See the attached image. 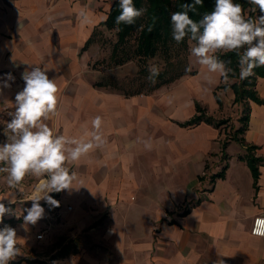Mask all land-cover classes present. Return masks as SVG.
Returning <instances> with one entry per match:
<instances>
[{"label":"crops","instance_id":"0c3cea01","mask_svg":"<svg viewBox=\"0 0 264 264\" xmlns=\"http://www.w3.org/2000/svg\"><path fill=\"white\" fill-rule=\"evenodd\" d=\"M112 2L101 10L93 0H0V83L14 77L0 95V128L15 112L22 73L40 67L59 88L57 113L46 122L54 133L81 138L100 116L107 141L68 165L84 187L50 193L59 206L46 203L35 225L24 224L26 212L5 215L0 228L13 227L32 253L19 264H213L219 251L225 264H264V238L251 232L255 216L264 215V74L240 133L245 102L198 63L150 91L101 83L91 64L94 40L85 46L105 26ZM240 4L245 17L256 7ZM251 145L260 157L257 182ZM33 178L20 186L32 181L31 196ZM1 190L0 180V202L10 207L13 194ZM31 196L19 198L21 212Z\"/></svg>","mask_w":264,"mask_h":264},{"label":"clouds","instance_id":"9594fccd","mask_svg":"<svg viewBox=\"0 0 264 264\" xmlns=\"http://www.w3.org/2000/svg\"><path fill=\"white\" fill-rule=\"evenodd\" d=\"M248 3L256 6L261 13L255 19L246 18L242 5L234 3V0H215L214 10L205 13L199 21L192 19L189 13H196L203 0L184 3L182 11L171 14L172 38L177 43L186 37L195 42L190 48L191 56L207 69V73L218 74L225 83L229 82L230 75H235V71L228 67L230 61L226 62L216 54L235 53L239 58V79H247L256 67L264 66V0H248ZM118 4L120 13L116 17V25H133L146 12L144 8L138 9L133 0H119ZM148 30L151 31V27ZM148 71V80L154 83L159 68L152 65ZM22 79L24 87L15 96V112L10 113L12 119L4 129L7 140L0 144V173L6 174L7 186L18 191H21L25 177L39 179L29 199L32 205L24 209L27 214L23 216L25 225H35L45 214L40 201L58 207L59 201L50 193L78 189L74 187L75 183L83 186L77 172L70 171L68 165L103 147L107 141L101 131L103 119L100 116L91 120V130H86L81 138L55 134L46 122L57 113L59 88L56 79H50L46 70L40 67L25 70ZM208 79L211 83V78ZM8 81H14L10 73L0 83V95L4 88L11 86ZM144 146L150 150L151 142L144 141ZM11 203L14 202L10 200ZM244 211L250 216L253 210ZM6 214L20 218L17 212L0 202V223ZM252 234L264 238V215L255 216ZM20 255L16 230L4 225L0 228V264H10ZM218 256L221 258L213 264H225L222 251L218 252Z\"/></svg>","mask_w":264,"mask_h":264},{"label":"rangeland","instance_id":"374dc122","mask_svg":"<svg viewBox=\"0 0 264 264\" xmlns=\"http://www.w3.org/2000/svg\"><path fill=\"white\" fill-rule=\"evenodd\" d=\"M68 1L71 2L72 0ZM97 1H101L97 8L103 10L107 9L113 0H93V3L97 4ZM76 2L77 0H73V3ZM63 3L64 2L62 1L59 4ZM260 14L261 13L257 14L255 17L259 16ZM139 33V30H135L130 35L127 42L121 45L122 48H120L121 46L119 47L120 49H118L116 55H112L113 46L117 41V29L107 28L106 26L97 27V31L94 35V44L92 45L93 47L91 49V64L93 68L98 71L97 74L99 80H103L105 83L111 84L113 87H117L128 92L141 90L150 91L157 84L167 80L169 77L175 76L177 74L181 75V73L188 72L192 68H195V64L197 63L196 58L190 54V48L195 42H192L188 39V46L185 47L174 41V43L172 42L169 48L160 47L155 56L144 58L143 56L136 54L135 51ZM152 65L158 67L159 72H166L164 77H155L154 83L148 80V69ZM176 79L172 80L171 82L175 81ZM8 117V122H10L12 116L10 115ZM3 129L0 128V131ZM6 140L7 137L4 135V132H2L0 135V144L5 143ZM5 175L6 174L4 173H0V180L2 184L1 191L4 193L10 192L13 194V196L10 198L12 200L15 199L16 202L10 204V207H12V209L15 210L17 214L20 213L22 215L25 212L24 209L31 207L32 201L28 200L26 203L21 205L23 210V212H21V209H19V198L31 196V186L34 178L32 176H27L28 180L31 179L32 181H30L28 184L29 188L21 190L23 193H20V191L10 189L7 186L4 179ZM20 202L22 201L20 200ZM43 202L40 201L41 205L47 208L48 206L45 205L46 202ZM16 206H18V208ZM9 218L16 220L17 216L14 215ZM44 243L45 242L43 240L41 244ZM18 246L21 249V255L19 257H28L32 254L31 252H28V249L22 246V244H18ZM19 257L12 261L11 264H19Z\"/></svg>","mask_w":264,"mask_h":264},{"label":"trees","instance_id":"16d2710c","mask_svg":"<svg viewBox=\"0 0 264 264\" xmlns=\"http://www.w3.org/2000/svg\"><path fill=\"white\" fill-rule=\"evenodd\" d=\"M238 3L245 2V5H249L248 0H236ZM119 0H114L111 4L110 10L108 12L107 18L101 22V24L105 25L107 28H116L117 29V41L113 46L112 55H116L118 49L122 48V44H125L130 37V35L135 31L139 30L140 33L138 35L137 46L135 48L136 54L143 56L144 58L155 56L161 47L169 48L172 42L174 43V39L172 38V28L170 17L173 12L182 11V5L184 3L191 4L193 0H133L134 5L139 8L146 9V12L143 16L139 17L135 24L133 25H125L120 24L116 25L115 20L116 17L120 13L119 9ZM215 0H203V4L197 6L196 13H189L190 17L196 21H199L203 15L207 12H211L214 10ZM259 9L255 7L249 11L248 16L246 18L255 19L256 15L259 14ZM155 18V20H153ZM149 27H151V31H149ZM96 32V28H95ZM94 32V33H95ZM94 35V34H93ZM94 40V37H90L87 41L85 47H88L90 43ZM176 42V41H175ZM177 43V42H176ZM183 46H188V38L186 37L182 42H180ZM121 46V47H120ZM120 47V48H119ZM220 59L230 63L228 67H231L235 71V75L230 77H237V81L232 84H224V86H232L235 90V102H245L244 115L242 116L243 125L238 129L237 132H243L247 127L249 118H250V106L248 104L249 99H255L257 101L260 100L257 91H256V80L259 75L264 74V66L256 67L253 70V75L248 77L247 79L241 80L239 79V67H238V56L233 53H217L216 54ZM186 73V72H185ZM166 72H159L156 77H164ZM184 73H181V75ZM181 75L177 74L175 76L169 77L167 80H164L160 84H157L153 89L159 87L162 84L167 82H171L172 80L180 77ZM105 83V82H101ZM108 85L107 83H105ZM152 89V90H153ZM202 116H196L189 122L198 121ZM209 121L212 118H207ZM222 122H217L220 124ZM239 140H243L242 137H237ZM256 146H248L249 154L247 156L249 165L254 174L255 182H257L259 177V168L258 162L260 161V157L256 156L253 153V150ZM223 174V173H222Z\"/></svg>","mask_w":264,"mask_h":264},{"label":"built area","instance_id":"2783aa9c","mask_svg":"<svg viewBox=\"0 0 264 264\" xmlns=\"http://www.w3.org/2000/svg\"><path fill=\"white\" fill-rule=\"evenodd\" d=\"M253 224H254V220H253ZM253 224H252V227H253ZM252 227H251V232H252ZM43 236H44L43 233H40V234L37 235L38 238H43Z\"/></svg>","mask_w":264,"mask_h":264}]
</instances>
